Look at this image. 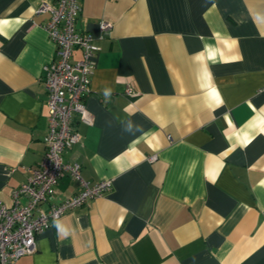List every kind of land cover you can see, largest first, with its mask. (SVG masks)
<instances>
[{"label": "crops", "instance_id": "obj_1", "mask_svg": "<svg viewBox=\"0 0 264 264\" xmlns=\"http://www.w3.org/2000/svg\"><path fill=\"white\" fill-rule=\"evenodd\" d=\"M78 1L76 26L98 46L84 99L92 122L75 120L81 140L63 160L111 185L10 264H264V0ZM38 4L0 0L8 207L45 150L42 67L55 44ZM80 188L64 170L51 201Z\"/></svg>", "mask_w": 264, "mask_h": 264}, {"label": "built area", "instance_id": "obj_2", "mask_svg": "<svg viewBox=\"0 0 264 264\" xmlns=\"http://www.w3.org/2000/svg\"><path fill=\"white\" fill-rule=\"evenodd\" d=\"M40 10L49 12L42 26L55 44L54 57L42 67L48 107L45 150L26 180L12 191V205L8 207L0 200V264H10L19 256L33 252L35 236L41 230L66 210L103 194L111 185L109 179L88 182L80 173L79 162L63 160L65 149L81 140V134L74 127L75 120L92 122L84 99L98 46L91 34L76 26L80 11L78 0H54L52 4L39 0L37 11ZM98 26L103 32L111 23L102 19ZM75 48L80 49V57L72 61ZM126 91H130L129 87ZM153 158L148 156L150 160ZM64 170L70 172L81 188L73 195L52 202ZM21 197L25 202H21ZM42 203H48L47 208L41 207Z\"/></svg>", "mask_w": 264, "mask_h": 264}]
</instances>
